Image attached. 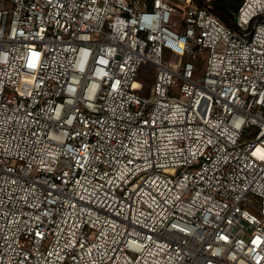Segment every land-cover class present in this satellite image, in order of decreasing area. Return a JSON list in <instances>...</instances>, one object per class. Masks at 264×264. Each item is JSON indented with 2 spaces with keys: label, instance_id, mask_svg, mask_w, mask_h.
<instances>
[{
  "label": "built area",
  "instance_id": "obj_1",
  "mask_svg": "<svg viewBox=\"0 0 264 264\" xmlns=\"http://www.w3.org/2000/svg\"><path fill=\"white\" fill-rule=\"evenodd\" d=\"M0 264H264V0H0Z\"/></svg>",
  "mask_w": 264,
  "mask_h": 264
},
{
  "label": "rangeland",
  "instance_id": "obj_2",
  "mask_svg": "<svg viewBox=\"0 0 264 264\" xmlns=\"http://www.w3.org/2000/svg\"><path fill=\"white\" fill-rule=\"evenodd\" d=\"M196 64L199 67V70L203 73L204 67L207 64V56H205L201 62H196ZM155 76V66L150 62H144L140 68L139 76L137 77V80L142 84V88H140L138 92L144 95H151L152 86L155 82Z\"/></svg>",
  "mask_w": 264,
  "mask_h": 264
},
{
  "label": "trees",
  "instance_id": "obj_3",
  "mask_svg": "<svg viewBox=\"0 0 264 264\" xmlns=\"http://www.w3.org/2000/svg\"><path fill=\"white\" fill-rule=\"evenodd\" d=\"M212 10L228 26L235 27V13L238 11L242 0H213Z\"/></svg>",
  "mask_w": 264,
  "mask_h": 264
}]
</instances>
